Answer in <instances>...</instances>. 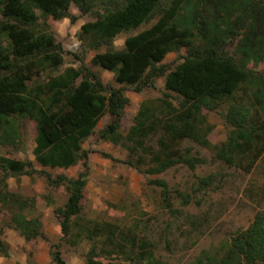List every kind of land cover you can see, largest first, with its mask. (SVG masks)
<instances>
[{
  "label": "trees",
  "instance_id": "trees-1",
  "mask_svg": "<svg viewBox=\"0 0 264 264\" xmlns=\"http://www.w3.org/2000/svg\"><path fill=\"white\" fill-rule=\"evenodd\" d=\"M72 1L0 0V132H4L0 143L14 144L19 139L15 117H28L36 126L33 155L37 164L45 169L67 170L80 159H87L84 141L93 134L98 122L112 112L115 118L100 138L122 142L132 158L127 162L131 167L146 174H161L177 165L195 170L205 160L182 144L191 141L211 148L207 139L211 127L201 110L213 103H228L224 118L231 131L226 142L215 147L216 156L248 173L264 157V82L251 79L247 70L227 55L187 62L169 72L165 76V90L178 95L179 104L167 99L145 101L125 137L119 132L127 101L123 90L108 91L91 70L67 68L47 83L30 87L42 67L58 69L64 64V57L51 34H40L26 26L37 23L38 12L61 20ZM112 1L103 15L82 26L80 38L94 50L106 49L96 54L93 63L115 73L119 85L140 83L150 67L163 62L173 50L190 47L189 31L181 16L182 8L189 2L200 15L209 8L216 27L207 38L210 44L238 38L236 53L241 62L256 50L264 51V0H173L153 26L128 37L122 50L114 49L116 37L140 28L154 14L160 0ZM237 14L249 20L243 33L232 28ZM158 73L163 74V70L158 69L155 74ZM156 137L154 146L151 142ZM31 167L30 163L0 155V168L9 173L35 174V169H28ZM85 175L81 173L77 180L60 175L53 181L57 185L67 184L71 192L62 213L64 237L72 233V245L82 238L98 242L108 252L124 256L128 264H165L145 238H137L112 223L87 221L81 216L73 219L81 211ZM210 181L206 178L200 182L208 187ZM156 184L168 193L164 180ZM0 195L14 196L9 192ZM16 198L20 199L18 195ZM13 222L28 239L40 228L39 223L33 226L20 214ZM51 256L56 264H65L59 251H52ZM88 264L102 263L91 259ZM195 264H264V213L257 214L253 224L232 239L223 256H208Z\"/></svg>",
  "mask_w": 264,
  "mask_h": 264
},
{
  "label": "rangeland",
  "instance_id": "rangeland-1",
  "mask_svg": "<svg viewBox=\"0 0 264 264\" xmlns=\"http://www.w3.org/2000/svg\"><path fill=\"white\" fill-rule=\"evenodd\" d=\"M172 1L160 0L154 14L140 28L116 37L114 49L122 50L128 37L153 26ZM111 5L112 0H88L86 5L73 0L69 11L58 21L38 12L37 23L26 28L51 34L57 47L62 49L64 64L58 69L42 67L40 76L34 77L29 86L45 84L67 68L91 70L108 91L123 90L127 101L119 132L125 137L145 101L167 99L176 106L179 104L178 95L165 90V76L187 62L227 55L241 64L251 79L263 84L264 51L256 50L254 55L241 62L236 53L238 38L210 44L207 38L216 30L210 10L207 8L200 15L190 2L181 11L189 31L190 47L173 50L163 62L150 67L140 83L117 84L115 73L93 63L96 54L106 49L94 50L80 38L82 26L94 22ZM248 23L246 17L237 14L232 19V28L243 33ZM158 69H162L163 74H155ZM228 108V103H213L201 110L211 127L207 136L211 148L191 141L182 144L183 148H190L194 155L204 159L203 164L195 170L177 165L161 174H146L131 167L127 162L132 158L122 142L100 138L101 132L115 118L112 112L98 122L93 134L84 141L87 159H80L67 170L45 169L37 164L33 155L35 122L28 117H15L14 128L19 139L14 144L0 143V155L30 163L32 167L28 169L37 172L15 174L0 168V193L14 195L12 198L0 195V264H56L52 260V251H59L65 264H88L91 259L102 264L129 263L124 256L100 247L98 242L82 238L72 245V233L64 237L62 213L71 192L67 184L57 185L53 181L60 175L77 180L81 173H86L84 196L81 211L73 219L81 216L87 221L112 223L124 232L134 233L137 238H145L154 245L157 258L165 264H195L208 256H223L232 239L246 231L257 214L264 213V157L248 173L224 163L215 154V147L226 142L231 131L224 118ZM3 135L1 131L0 140ZM157 139L154 138L151 144L156 146ZM206 178L211 180L208 187L200 182ZM160 180L166 182L168 193L156 184ZM18 214L33 226L40 224L35 236L26 238L14 224L13 218Z\"/></svg>",
  "mask_w": 264,
  "mask_h": 264
}]
</instances>
